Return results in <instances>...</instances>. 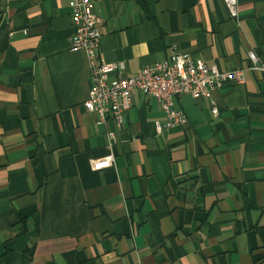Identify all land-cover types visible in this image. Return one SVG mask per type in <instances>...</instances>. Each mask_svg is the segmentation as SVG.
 I'll return each instance as SVG.
<instances>
[{
    "label": "crops",
    "instance_id": "obj_1",
    "mask_svg": "<svg viewBox=\"0 0 264 264\" xmlns=\"http://www.w3.org/2000/svg\"><path fill=\"white\" fill-rule=\"evenodd\" d=\"M146 1L92 0L105 63L127 77L175 46L244 70L174 99L184 125L139 91L98 125L71 0H0V264H264V0L236 19L221 0Z\"/></svg>",
    "mask_w": 264,
    "mask_h": 264
},
{
    "label": "built area",
    "instance_id": "obj_2",
    "mask_svg": "<svg viewBox=\"0 0 264 264\" xmlns=\"http://www.w3.org/2000/svg\"><path fill=\"white\" fill-rule=\"evenodd\" d=\"M221 1L228 16L236 19L238 0ZM70 8L73 26L71 50L83 51L90 69L91 86L83 107L88 113L97 115L98 125L110 118L119 126L123 114L132 106V95L135 91L158 103L165 116V128L184 125L185 115L174 108V99L205 98L225 84L244 83V70L220 72L215 66L178 51L175 46L171 47L169 56L163 61L145 65L135 74L126 77L123 75L122 65L105 63L101 59L98 30L101 19L92 10V0H71ZM247 57L251 68L256 69L254 53L249 51ZM211 113L216 116L217 110L213 108ZM154 126L157 132L162 128L157 122ZM112 136V133H108V139ZM112 161L113 157L107 155L93 162L91 169L99 171L108 168Z\"/></svg>",
    "mask_w": 264,
    "mask_h": 264
},
{
    "label": "trees",
    "instance_id": "obj_3",
    "mask_svg": "<svg viewBox=\"0 0 264 264\" xmlns=\"http://www.w3.org/2000/svg\"><path fill=\"white\" fill-rule=\"evenodd\" d=\"M140 4H141V6L145 9V10H147V1L146 0H140Z\"/></svg>",
    "mask_w": 264,
    "mask_h": 264
}]
</instances>
